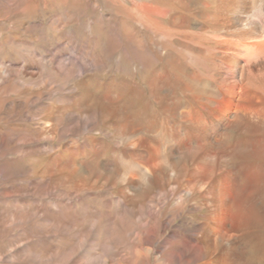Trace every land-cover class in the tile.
<instances>
[{
  "label": "rangeland",
  "instance_id": "1",
  "mask_svg": "<svg viewBox=\"0 0 264 264\" xmlns=\"http://www.w3.org/2000/svg\"><path fill=\"white\" fill-rule=\"evenodd\" d=\"M122 2L0 0V264H65L67 258L77 264L87 252L99 262L102 236L104 264H152L158 244L150 242L159 234L147 242L155 228L148 216L163 219L158 227L168 260L170 251L187 263L195 259L184 245L194 239L189 233L200 217L189 215L181 194L165 201L162 194L173 189L157 190L143 208L132 192L122 197L115 179L124 161L154 177L182 171V164L173 169L176 159L187 160L186 137L181 146L170 139L173 126L182 134L176 111L203 122L206 114L243 107L247 95L230 80L218 86L188 79L196 75L188 54L183 68L165 67L152 80L156 62L148 55L147 66L140 64L136 32L119 18ZM212 38L227 51L229 38ZM235 53L246 63L241 50ZM207 84L210 96L203 91ZM154 140L164 148L165 169L156 166ZM127 175L139 178L138 172ZM167 206L182 210L172 223L161 217Z\"/></svg>",
  "mask_w": 264,
  "mask_h": 264
},
{
  "label": "bare ground",
  "instance_id": "2",
  "mask_svg": "<svg viewBox=\"0 0 264 264\" xmlns=\"http://www.w3.org/2000/svg\"><path fill=\"white\" fill-rule=\"evenodd\" d=\"M121 5V23L136 32L140 64L147 66L148 55L156 62L151 67L152 80L159 79L165 67L183 68L188 54L193 59L189 63L191 71L196 73L188 75V79L190 76L195 80L216 82L218 86L230 80L247 95L243 107L221 116L206 114L203 122L202 118L188 120L184 112L176 111L182 134L173 126L170 139L173 146H181L184 137L187 139V160L173 162V169L182 164V171L174 170V175L165 178L154 177L141 167L123 162L121 177L115 180L122 188L124 199L132 192L144 208L157 190L163 193L164 189L172 188L169 196L162 194L163 200L181 194L179 199L184 206L187 204L189 215L200 217L196 228L189 233L194 239L184 245L186 251L196 253L195 259L190 256L187 263L181 260L183 254L178 251H170L169 260L165 257L167 243L162 241L158 227L163 219L148 216L155 228L149 232L147 242L156 232L159 234L157 240L150 242L158 244L152 264H264V0H123ZM192 27H197L199 33H191ZM129 28L125 30L126 38L132 34ZM220 34L231 40L224 43L226 52H220L218 49L223 45L212 38ZM237 50L244 53L246 63L235 55ZM225 69L229 74L225 75ZM203 91L208 96L214 93L210 84L204 86ZM154 143L156 166L165 169L169 162L165 159L164 148L161 149L156 140ZM128 171L138 172L139 178H130ZM159 206L165 207L166 203L160 202ZM169 206L161 217H170L168 223H172L180 218L182 210L173 207L172 211ZM102 238L97 245V249L104 252L99 262H93L87 252L77 264H104L106 239ZM68 259L65 264H74V260Z\"/></svg>",
  "mask_w": 264,
  "mask_h": 264
}]
</instances>
